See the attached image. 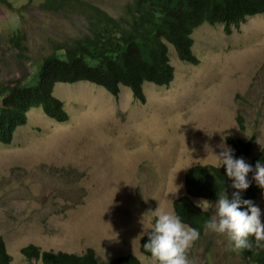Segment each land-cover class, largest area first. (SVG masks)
<instances>
[{
	"label": "rangeland",
	"instance_id": "rangeland-1",
	"mask_svg": "<svg viewBox=\"0 0 264 264\" xmlns=\"http://www.w3.org/2000/svg\"><path fill=\"white\" fill-rule=\"evenodd\" d=\"M8 1H0V90L37 69L57 44L89 33L88 4L119 18L133 0H66L51 10L45 0ZM16 29L26 39L12 42ZM193 37L200 63L185 64L171 50L175 80L144 84V101L124 87L116 97L103 86L60 83L55 95L68 120L36 108L11 143L0 142V240L9 264H42L25 256L31 243L77 254L94 248L106 263L128 253L143 259L154 211L159 205L174 211L191 166L217 165L229 136L256 135L253 154L264 147V13L229 28L207 22ZM194 201H208L214 215L215 202ZM254 206L264 222V188ZM188 258L247 264L226 235L211 231L194 242Z\"/></svg>",
	"mask_w": 264,
	"mask_h": 264
},
{
	"label": "trees",
	"instance_id": "trees-1",
	"mask_svg": "<svg viewBox=\"0 0 264 264\" xmlns=\"http://www.w3.org/2000/svg\"><path fill=\"white\" fill-rule=\"evenodd\" d=\"M0 1L11 4L8 0ZM65 1L45 0L44 6L50 10L58 9ZM88 5L91 17L89 33L71 44H57L51 55L38 62L37 69L12 82L6 92V89L1 91L0 141H12L14 131L26 123L27 110L33 106L43 108L54 119H68L62 101L54 94L58 83L90 81L105 86L115 94L124 84L132 87L136 96L143 99L142 85L145 82L166 84L174 78L168 42L177 47L182 59L193 61L192 34L196 28L205 22H223L229 28L233 22L238 23L247 15L264 9L255 0H133L125 14L115 18L97 6ZM21 39H26L25 33L16 29L11 41L16 43ZM18 46L21 49L25 47L22 44ZM243 148L242 152L234 154V158L249 155L250 143L243 142ZM263 157L264 153L258 155V158ZM257 161L254 160L253 169ZM253 176L254 172L247 176L250 186L246 190H238L241 201L253 202L261 189ZM231 181L226 166L197 165L186 176L190 196L205 197L215 202ZM190 196L177 200L176 210L183 222L203 235L205 221L211 218V213L203 212ZM241 210H247L243 203ZM147 241L148 235L144 237L143 244ZM249 241L253 244L252 249L240 252L250 255L253 263L264 264V246L257 247L254 237L250 236ZM0 243L3 261L7 256L6 245L3 241ZM23 251L29 259H41L44 264H141L132 255L115 258L109 263L100 262L92 248L82 255L41 252L35 245Z\"/></svg>",
	"mask_w": 264,
	"mask_h": 264
},
{
	"label": "clouds",
	"instance_id": "clouds-1",
	"mask_svg": "<svg viewBox=\"0 0 264 264\" xmlns=\"http://www.w3.org/2000/svg\"><path fill=\"white\" fill-rule=\"evenodd\" d=\"M255 1L258 3V5L260 7L264 8V0H255ZM263 13H264V9L261 11H257L253 14L247 15L245 18H243L239 22L244 21L247 17H252V16H255L258 14H263ZM115 18H117V17H115ZM205 23H207V22H205ZM218 23H223V22H218ZM233 23H236V22H233ZM198 28H196V29H198ZM196 29H195V31H196ZM194 32H193V34H194ZM193 34H192L193 43L191 46V50L193 53V57H192L193 61H188V60L182 59L179 52H178L177 47L174 44L168 42V44H169L168 45L169 46V59H170L169 62L171 64V66L174 68L173 80L169 83H166V84H157L154 82L153 83L152 82H145L144 84H154V85L163 86V85H169L170 83H172L175 80L176 70H175V67L172 65V59H171V54H170L171 50H174L177 57L180 59V61L185 63V64L197 65L200 63V58L198 57V55L195 51V41H194ZM12 82H10L6 86V88H4V89H6L5 92L7 91V88L9 86H11ZM80 82H87V81H80ZM75 83H77V82H75ZM87 83L99 85L95 82H90V81H88ZM58 84H60V83H58ZM68 84H72V83H68ZM144 84L142 85V88L144 87ZM99 86H103V85H99ZM103 87L105 88V91H108L109 93H111L112 95H114L116 97H118L120 95V93L122 91V87L130 90L132 95L136 98V100L144 101V98L146 97L145 94H144L143 99L140 97H137L134 90L132 89V87L124 85V84H122L120 86V92L118 94L113 93L112 91L107 89L105 86H103ZM4 89L0 90V94H1V91H3ZM54 94H55V92H54ZM57 98H59V97H57ZM62 104H63L64 111H66V113L70 116L69 112L65 108L64 101H62ZM36 108H41V107L33 106L27 110V121L25 124L20 125L16 128V130L14 131V136L19 129H21L22 127L27 125V123L30 119V114H31L32 110L36 109ZM41 109L45 114L53 117L50 113H47L43 108H41ZM69 116H68V118H69ZM66 120H68V119H66ZM61 121H64V120H61ZM238 124L242 130L246 129V119L241 114L238 116ZM13 139H14V137H13ZM13 139H12V141H13ZM256 139H257L256 135H253L249 140H245V139H241V138L236 139L234 137L229 136L227 138V141L229 143V147L222 144L221 147L223 148V151L220 152L218 155H216V158L218 161L217 165L216 164H205V163L197 164V165H208V166H217V167L226 166L227 176H228V178H231L232 181L230 182L229 187L223 192L222 195L219 196V198L216 202L213 201L212 199H209V198L194 197V196L189 195V193L187 191V186H186V176H187L188 171L192 167H195L197 165L191 166L185 174V190H186V192L184 195L182 194L179 197H177L176 200H174V202H173L174 206L172 207V209L174 211L165 210L160 205L154 211L153 224L150 227V231L146 232L148 235V241L144 244L142 241L141 247H140V252L143 256V259L140 258L138 255H135L132 253L121 255L118 257L132 255L135 258H137L141 264H148V263H152V264H194V262L188 258V251L192 247L194 242L197 241L198 239H200L205 233L203 235H200V232L198 229L191 227V225H189L186 222H183L181 220L180 216L178 215V211L176 210L175 203L180 198L187 197V196H190V198L192 199V201L195 204H197V203H196V201H194V198L205 199V200L215 202L214 203V215L213 216H212V212H210L208 210V208H209L208 201H200L197 204L198 207H201L203 212L208 211L211 213V218L209 220L205 221V224H204L205 232L211 231V232H214L217 234L226 235V237L229 241V244L232 247L233 251L239 252L240 250H243V249L251 250L253 247V244H252V242L249 241L250 236L254 237L255 245L257 247L264 246V243H262V242H264V222L261 221V210L259 209V207L254 206V203H255L256 199L258 198V195L262 191V188H264V157L258 158V155L260 153H264V147L262 149H260L259 151H257L255 154H253V143L252 142ZM0 142H3V141H0ZM11 142H9V143H11ZM243 142L244 143H250L249 155H244L243 156L244 159L243 158H234L235 153L243 151V149H244L243 148ZM3 143H6V142H3ZM9 143H6V144H9ZM254 160H258L256 162L255 169H253V167H252ZM260 161L263 163H261ZM251 172H254L253 179L257 182V184L261 187V189L258 192V195L253 199V202L250 200L241 201L240 193L238 190H246L250 186V181L247 179V176ZM160 173H161V171H160ZM162 180H163V177H162ZM231 190H232L231 195L233 196V199L229 200L227 194ZM241 203H243L244 205L247 206V210H241ZM142 223H143V221H142ZM1 241H3V240L1 239L0 242ZM3 243L5 244L4 241H3ZM142 244H143L144 250L150 254L146 253L142 249ZM31 245L37 246L36 244L31 243L30 245H27L26 247L31 246ZM5 248H6V246H5ZM37 248H39L41 252L42 251H50V252H54L57 254L59 252L72 253V252H67V251H63V250H59V251L42 250L38 246H37ZM133 248H134V253H135L134 242H133ZM88 249H90V248H88ZM92 249H94V248H92ZM87 250L85 252H87ZM6 252H7V254H6L7 256L4 257L3 261H2L1 255H0V264H9V252L7 251V248H6ZM75 254H77V253H75ZM96 254H97V252H96ZM241 254L243 255L244 260L247 264H255V263H253L250 255H248V254L244 255L242 252H241ZM80 255H82V254H80ZM97 257L100 261L98 254H97ZM118 257H116V258H118ZM145 257H148V258H145ZM30 260H36V259H30ZM143 260H145L146 262L144 263ZM39 261H41L42 264H44L41 259H39Z\"/></svg>",
	"mask_w": 264,
	"mask_h": 264
}]
</instances>
